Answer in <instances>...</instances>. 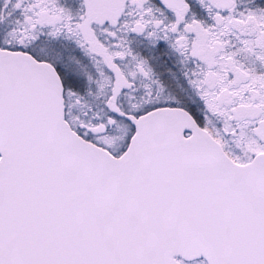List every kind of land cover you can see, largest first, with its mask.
Wrapping results in <instances>:
<instances>
[{
  "label": "snow or ice",
  "instance_id": "snow-or-ice-1",
  "mask_svg": "<svg viewBox=\"0 0 264 264\" xmlns=\"http://www.w3.org/2000/svg\"><path fill=\"white\" fill-rule=\"evenodd\" d=\"M0 264H264V0H0Z\"/></svg>",
  "mask_w": 264,
  "mask_h": 264
}]
</instances>
